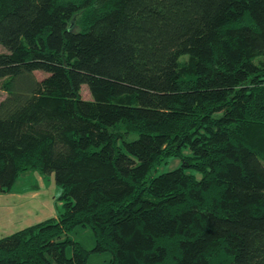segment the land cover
Masks as SVG:
<instances>
[{
	"label": "trees",
	"instance_id": "1",
	"mask_svg": "<svg viewBox=\"0 0 264 264\" xmlns=\"http://www.w3.org/2000/svg\"><path fill=\"white\" fill-rule=\"evenodd\" d=\"M0 46V193L61 189L0 264H87L77 225L110 264H264V0H0Z\"/></svg>",
	"mask_w": 264,
	"mask_h": 264
},
{
	"label": "rangeland",
	"instance_id": "2",
	"mask_svg": "<svg viewBox=\"0 0 264 264\" xmlns=\"http://www.w3.org/2000/svg\"><path fill=\"white\" fill-rule=\"evenodd\" d=\"M0 51L5 52V50L0 46ZM35 75L38 79L43 78L46 74L43 72H35ZM81 96L84 99L90 100V94L89 91L87 89V87L85 85H83L81 87ZM1 97L4 96V94H1ZM179 160L178 159H174V160H169L167 163L162 164L158 169L157 172L161 173V172H166L169 170H172L174 168H176L179 164ZM190 170V169H188ZM189 172L191 173H195L194 171L190 170ZM28 174H26L25 177H27V175H31L30 173H34L33 177H35V179L38 181L37 183H31L32 182V178L29 180H22V181H18L16 183V185L14 186V189L16 190V192L18 193H22L23 190H25L26 188H28L31 184V187H36L38 184L40 187V189H37V196L35 197L34 201H30V202H38L37 205L34 206V212L38 213L39 210L41 209L43 212H46V216H53L56 215V213L61 209V201L58 199L59 196L61 195V189L58 188L55 183H54V179H53V175H40L38 172L35 171H29L27 172ZM197 174V173H196ZM195 174V175H196ZM38 176H40V179L38 178ZM197 178L200 177V175H196ZM9 199V204L11 205L12 203H15V198L11 197L8 198ZM8 220H9V225H11V221L16 220L11 218V215H8ZM23 225H17L16 228H19ZM12 228V227H11ZM10 230V229H9ZM15 230V229H12ZM68 237L70 239H72L73 241L78 242L81 247H83L85 250L90 251L88 254V258H87V264H110V253L109 252H93L92 249L94 247V236L92 231L90 230V228L88 227H83V226H75L72 231H70L68 234ZM66 254L69 256L71 254V247L68 246L66 249Z\"/></svg>",
	"mask_w": 264,
	"mask_h": 264
},
{
	"label": "crops",
	"instance_id": "3",
	"mask_svg": "<svg viewBox=\"0 0 264 264\" xmlns=\"http://www.w3.org/2000/svg\"><path fill=\"white\" fill-rule=\"evenodd\" d=\"M26 174L28 173H24L18 181H22L24 179L27 183V180L32 178L31 183L38 182L35 177H33L34 173H30L31 175H27V177H25ZM38 178L40 179V176H38ZM31 185L23 190L22 193L16 192L15 189L8 193H0V238L12 234L13 232L26 226L41 222L50 217H55V215L49 217L46 216V212H43L41 209L38 213L34 212V206L37 205L38 202L35 203L30 201H34L35 197L37 196L36 191L37 189H40L41 186L35 184L37 185L36 187H31ZM11 197L15 198V203L10 205L8 198ZM9 214L11 215V218L16 219L11 221V225H9L8 220ZM17 225L23 226L16 228Z\"/></svg>",
	"mask_w": 264,
	"mask_h": 264
}]
</instances>
